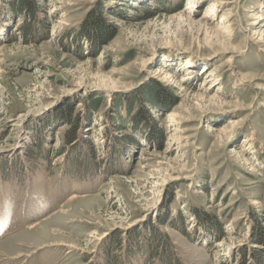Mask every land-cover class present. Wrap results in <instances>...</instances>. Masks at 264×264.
<instances>
[{"label":"rangeland","instance_id":"rangeland-1","mask_svg":"<svg viewBox=\"0 0 264 264\" xmlns=\"http://www.w3.org/2000/svg\"><path fill=\"white\" fill-rule=\"evenodd\" d=\"M12 1L0 264H257L264 0Z\"/></svg>","mask_w":264,"mask_h":264},{"label":"trees","instance_id":"trees-1","mask_svg":"<svg viewBox=\"0 0 264 264\" xmlns=\"http://www.w3.org/2000/svg\"><path fill=\"white\" fill-rule=\"evenodd\" d=\"M38 2L39 0H14L11 2L10 7H12V9L9 11L10 15H13L14 18L20 17L22 19V23L19 28H21L22 26H28V22L30 21L39 22L41 20L37 17V11L39 8ZM150 121L151 123L154 122L155 124V121L153 119H150ZM76 137L77 136L75 135V132H73V134H71V136L69 137V141H74ZM256 223L257 229L255 232L253 231V234H251L250 237L252 240H258L262 245H264V227L257 220ZM258 253L254 255L257 261L256 263L264 264V252L259 251Z\"/></svg>","mask_w":264,"mask_h":264},{"label":"bare ground","instance_id":"bare-ground-1","mask_svg":"<svg viewBox=\"0 0 264 264\" xmlns=\"http://www.w3.org/2000/svg\"><path fill=\"white\" fill-rule=\"evenodd\" d=\"M194 1V0H193ZM192 2V1H191ZM191 2H189V3H191ZM213 71V70H212ZM212 71L210 72V73H212ZM208 74L207 76H206V78H205V80H204V82L203 83H206V82H209V81H211V74ZM168 76V75H167ZM174 120V119H173ZM172 121V120H171ZM46 220V219H45ZM42 221H44V220H42ZM41 221V222H42ZM41 222L39 223V222H37V220H34L33 222H30L29 224H27V227L29 228V227H34L35 225L36 226H38V225H40L41 224ZM3 241V239H1V242ZM0 242V243H1Z\"/></svg>","mask_w":264,"mask_h":264}]
</instances>
